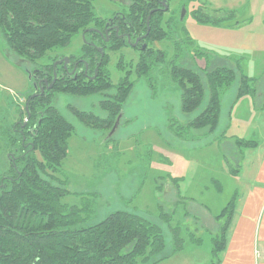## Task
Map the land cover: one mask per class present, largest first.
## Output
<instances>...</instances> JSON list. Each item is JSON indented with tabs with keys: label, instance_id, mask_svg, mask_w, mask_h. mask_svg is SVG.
Listing matches in <instances>:
<instances>
[{
	"label": "rangeland",
	"instance_id": "rangeland-1",
	"mask_svg": "<svg viewBox=\"0 0 264 264\" xmlns=\"http://www.w3.org/2000/svg\"><path fill=\"white\" fill-rule=\"evenodd\" d=\"M191 1L183 4L189 10L184 21L174 17L172 21L170 15L162 17L161 26L170 34L169 40L146 43V48L163 51L168 62L174 60L201 74L207 98L194 113L182 112L183 92L171 81L165 63L154 70L151 81L137 77L140 51L132 48L136 42L131 39L126 47L106 51L104 69L114 85L111 91L90 97L53 93L52 104L74 126L60 171L47 172L53 185L68 192L62 203L85 208L82 217L93 218V223L114 212L128 211L158 225L167 246L158 259L168 257L159 264L214 262V240L221 223L213 217L227 206L236 190L235 180L225 175L229 169L224 168L221 153L228 148L229 154H224L228 166H234L237 138L260 143L259 150L264 146V0H194L189 6ZM130 4V0H94V13L105 23L115 11L126 15L128 11L123 8ZM177 4L173 14L178 15L180 2ZM198 11L201 15L232 12L236 18L215 26L199 22L194 16V12L200 15ZM148 18L146 25L150 27L152 16L149 24ZM83 34L74 36L68 47L50 52L35 63L15 56L0 34V178L10 174L15 156L12 139L18 134L8 130H14L21 121V130L25 129L29 120L25 115L27 99L53 89L49 87L54 75L53 80L44 78L43 92L35 89L34 75L42 78L41 72L47 73L44 67L61 59L78 58L86 41V32ZM197 50L204 55L196 58ZM237 66L242 73L222 97L218 130L209 134L206 129H194L190 124L206 108L209 96L203 73ZM127 74L135 87L116 119V132L109 138L108 130L85 125L74 111L105 119L108 115L101 103L109 99L107 95L116 94L115 86ZM242 74L251 79L253 97L237 99ZM36 156L41 160L39 153Z\"/></svg>",
	"mask_w": 264,
	"mask_h": 264
},
{
	"label": "trees",
	"instance_id": "trees-1",
	"mask_svg": "<svg viewBox=\"0 0 264 264\" xmlns=\"http://www.w3.org/2000/svg\"><path fill=\"white\" fill-rule=\"evenodd\" d=\"M93 2L0 0V34L15 56L35 63L50 52L68 47L74 36L86 32L82 53L93 73L99 55L93 53L94 49L89 44L94 42L93 35L87 30L104 25V21L95 16ZM130 2L126 18L128 26L136 29L132 37L134 40L147 32L146 21L154 7L151 6L154 0ZM198 13L199 16L194 12V16L199 22L215 26L236 18L232 12ZM162 16V13L152 16L150 31L145 39L147 44L169 40L170 34L161 26ZM126 46L122 40L115 39L107 49L117 51ZM195 52L196 58L204 55L202 50ZM164 63L171 81L183 92L182 112L194 113L207 98L203 77L198 72L177 65L174 60L168 62L165 52L147 47L140 51L136 75L139 79L151 81L154 70ZM106 64L107 54L94 80L60 76L51 92L27 99L28 111L25 115L29 120L25 129L21 130V121L14 130H8L9 134L15 132L18 137L9 136L13 138L15 156L11 161L10 174L0 178V264H159L168 259H158L167 248L158 225L128 211L114 212L93 223V218L82 217L85 208L63 204L62 200L68 192L53 185L47 178L51 177L47 172L60 171L68 155V141L74 133V126L52 104L53 93L90 97L111 91L114 85L104 69ZM45 70L50 72L51 80V65L44 67ZM239 73H242L240 66L217 67L203 73L208 84V102L190 126L197 130L206 129L209 134L218 130L222 97L233 86ZM128 75L115 86L116 94L107 95L109 99L101 103L108 115L105 119L79 111H74V114L89 127L111 132L122 113V106L135 87ZM250 80L242 74L237 98L255 93V89L249 86ZM236 142L244 148L254 146V142L247 140ZM233 205L231 201L217 217L224 224L214 240L215 260L212 264L220 263L218 253L225 247V233Z\"/></svg>",
	"mask_w": 264,
	"mask_h": 264
},
{
	"label": "crops",
	"instance_id": "crops-1",
	"mask_svg": "<svg viewBox=\"0 0 264 264\" xmlns=\"http://www.w3.org/2000/svg\"><path fill=\"white\" fill-rule=\"evenodd\" d=\"M253 95L247 94L252 97ZM238 140L246 139L235 140L234 154L237 158L234 166H228V156L224 154H229L228 148L221 153L222 159L226 161L224 168L229 169L225 175L230 180H235L236 190L231 200L234 205L225 233V247L218 253L219 264H264V154L259 156L257 154L261 150L264 152V146L259 150L260 143L251 141L254 142V146L244 148L237 144ZM221 213L222 211L213 217L219 224L221 223L218 234L224 224L223 220L217 219Z\"/></svg>",
	"mask_w": 264,
	"mask_h": 264
},
{
	"label": "flooded vegetation",
	"instance_id": "flooded-vegetation-1",
	"mask_svg": "<svg viewBox=\"0 0 264 264\" xmlns=\"http://www.w3.org/2000/svg\"><path fill=\"white\" fill-rule=\"evenodd\" d=\"M185 1L186 0H179V1L178 0H168L167 2L168 10L164 11V6L162 4L163 0H154V2L151 4V6H154V7L150 10L149 15H151L152 11H155L151 16H153L156 13H162L163 16L170 15L169 17L172 18V21L173 20L175 21L176 19V20H179V22H182L187 18L189 14V10L187 9L188 7L183 5ZM177 2H180V10L178 12V15L173 14V12L178 10ZM192 2L193 0L189 3V6ZM129 7L130 6L126 7L127 9L126 8H123V9H125L127 12ZM183 10H185L184 18L181 19ZM173 17L175 19H173ZM121 23H122V26H121ZM128 24L129 22L127 21L126 15H124V12L115 11L111 17L106 19L103 27L94 26L87 30L89 33H92L93 35L92 37L94 39V42H91V43L88 42V43L94 49L93 53L94 54L96 53L97 55H99L98 57H96L98 58V60L94 64L93 73L91 72V66L89 65L88 61L83 58V53H82L75 60L68 59L69 62L66 61L67 58L61 59L59 61H55L51 65L53 69L52 76L56 72L58 76L57 81L61 79L60 76H66L74 80H78L79 78L80 79L85 78L86 80H90L92 78L94 79V77L96 76L97 70H98L97 73L99 74V70L102 66L103 59L106 56V51L108 50L107 48L109 47V44L115 39L122 40L128 44V39L130 38L132 40V37H134L136 29L131 28L130 26H128ZM132 31L134 32L131 33ZM149 31H150V27L147 26V32L144 35L136 36L134 38V42H136L138 38H142L140 42L138 43V45L136 47H132V46L131 47L138 51L144 50L143 46L146 45L145 39ZM85 37H86V34H85ZM100 50H102V52H100ZM37 72L38 71H36L35 73L37 74ZM41 73L44 76L42 78L41 76L35 77L34 75V80L36 81H34L33 85L34 87L36 86L35 89L37 88L38 92L40 91V89L42 91V89L46 87V82L44 78H46L49 81V76H50V72H47V73L41 72Z\"/></svg>",
	"mask_w": 264,
	"mask_h": 264
},
{
	"label": "water",
	"instance_id": "water-1",
	"mask_svg": "<svg viewBox=\"0 0 264 264\" xmlns=\"http://www.w3.org/2000/svg\"><path fill=\"white\" fill-rule=\"evenodd\" d=\"M167 2H168V0H163V2H162L163 6H164V11H167V10H168ZM154 12H155V11H152V12H151V15H152ZM184 12H185V10H183V12H182V17H181V19L184 18ZM151 15H150L149 18H148V24H149V20H150V18H151ZM83 36H84V34H83ZM84 38H85V37H84ZM141 39H142V38H138L137 41H136V43H135L134 45H132V46H133V47H136L137 44L140 42ZM129 43H130V38H129ZM145 48H146V45L143 46V49H145ZM100 52H102V50H100ZM66 61L69 62L68 59H66ZM97 71H98V70H97ZM97 71H96V76H97V74H98ZM31 79H32V76L29 74V80H31ZM56 79H57V74L54 73V80H53V83L51 84V86L49 87V89L53 88L54 84H55L56 81H57ZM35 87H36V86H35ZM36 90H37V88H36ZM43 91H44V90L42 89V92H43ZM32 98H35V95H33ZM27 111H28V107H27ZM119 117H120V116H119ZM118 125H119V119L116 121V124L114 125L112 131L110 132V134H109V138H111V137L113 136V134L116 132V130H117V128H118Z\"/></svg>",
	"mask_w": 264,
	"mask_h": 264
}]
</instances>
